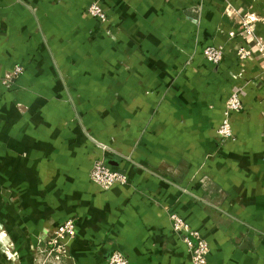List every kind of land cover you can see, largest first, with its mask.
<instances>
[{"label": "crops", "instance_id": "1", "mask_svg": "<svg viewBox=\"0 0 264 264\" xmlns=\"http://www.w3.org/2000/svg\"><path fill=\"white\" fill-rule=\"evenodd\" d=\"M30 1L42 7L39 14L24 6ZM51 3L0 0V76L18 63L26 68L9 88L0 83V228L17 251L0 255V264H41L48 234L67 218L77 220L78 231L61 264H108L114 250L131 264H192L173 232L172 213L205 238L206 264H264V64L255 46L264 40V0H102L122 37L118 47L107 43L106 52L126 48L137 57V72L116 83L118 110L135 126L94 128L118 156L134 149L133 159L105 154L128 181L106 193L87 174L101 153H93L71 118L83 107L88 119L92 105L83 102L102 98L110 82L98 78L104 87L97 94V78L71 66L81 47L46 43V36L64 34L62 22L67 31L92 26L53 6L55 20L44 9ZM245 15L256 18L254 38L242 34ZM205 44L223 46L218 65L205 61ZM242 46L253 53L245 62L236 56ZM237 84L248 112L232 115L237 137L224 155L213 139L220 111L212 105ZM204 160V171L195 173Z\"/></svg>", "mask_w": 264, "mask_h": 264}, {"label": "rangeland", "instance_id": "2", "mask_svg": "<svg viewBox=\"0 0 264 264\" xmlns=\"http://www.w3.org/2000/svg\"><path fill=\"white\" fill-rule=\"evenodd\" d=\"M54 4L51 3V5H44V9L47 10V12H51V15L55 18V20L58 19V13L53 15L54 12L51 11L52 7L60 8L63 14H70L73 22H76L77 20H84L87 23L89 22L92 26L89 28V26H85L86 28L82 29L83 27H80L79 25H76L75 31H67V28L63 25L64 22H60V28L61 32L64 33L61 36L54 37L53 36H46V43H58V44H66L71 47H77L80 48V56L76 57L71 63L72 68L75 67V70L77 71V74L85 75L86 77L94 76L99 78L100 81L109 80L110 85L108 86V90L104 93H102V88L104 87L101 82H94L90 83L93 88L96 89L97 94L102 93V98H91L90 100H85L83 103H87V106H90L87 110H89V116L88 119L85 120V112L83 107H81L76 115L71 118L72 120L78 121L81 131L83 133V136L85 137V142L88 145H91L90 148L93 150V153L96 151L101 153V155H95L94 158H92L91 161V167L88 170V178L90 184L95 186L97 190L100 193H106L111 190V188L115 185H123L121 183H114L110 187H105L104 185L100 184L101 178L104 177L105 169L107 168L109 170V173L114 175H125L126 182L124 184H127V176L124 171L118 169V166L113 165L110 161L108 162L106 160L105 154H114L115 156L111 157L112 160H120L123 157L133 159L135 158L133 151L123 157L118 156L116 154V151L110 147V144L106 143L104 139H101L99 137L98 130H95L94 128H101V123L105 124L106 127L103 128H109V125L111 128H124L126 131H130L136 123L135 118L133 117H126L123 116V114L118 110L119 107L118 101L120 98V89L117 88L116 83L118 82L117 79L121 78L122 80L125 79V82H128L129 77H131L135 72H137V68L134 65V63L137 61L136 55H134L131 51L129 52L126 48L125 51L121 54L115 53H108L106 52V47L110 46L118 47V43L121 42V30L117 24V21L114 17V15L106 10L105 7H103L102 0H87L86 3L81 2V0H50ZM27 5V6H26ZM25 7H28L31 13H38L42 7L39 5L33 4L31 1L26 2L24 4ZM100 9V11H98ZM39 14V13H38ZM103 14L106 17V20L103 22V20L100 18V15ZM39 16V15H38ZM102 16V15H101ZM103 17V16H102ZM48 22V20H47ZM77 24V23H76ZM42 24L39 21L36 27V30L40 32V30L43 31ZM24 33V32H23ZM26 33V32H25ZM18 35H22V32H18ZM28 35V33H26ZM37 32L33 31L32 33L29 32L28 36H34ZM56 41V42H55ZM44 43V42H43ZM108 43V44H107ZM135 69H134V68ZM26 70V68H25ZM24 70V71H25ZM23 71V73H24ZM22 73V74H23ZM64 76V77H63ZM72 77V73L70 71H66L65 74H62V78L69 79ZM3 79H5L3 77ZM121 80V82H122ZM1 81V79H0ZM241 87L240 84H237V87ZM238 87V88H239ZM5 88H9V85L6 84ZM72 89V87H71ZM236 87L232 90L235 91ZM149 90H146L144 94H148ZM240 93V91H239ZM241 99L243 98L242 94L240 93ZM72 98V97H71ZM243 100V99H242ZM86 105V104H85ZM159 103L154 108L153 112L151 113L150 118H147L146 122H143L141 128L142 132L136 141L135 150L139 151V145L142 141L143 135L148 133V128L150 124V120L154 119V115H156L159 111ZM241 109H243L242 113L243 115L246 114L248 111L246 110V107L241 105ZM86 110V109H85ZM241 112V111H240ZM236 113L233 112L232 115ZM232 119V116H231ZM70 121V120H69ZM107 124V125H106ZM232 124L234 125V121H232ZM237 137V136H236ZM235 137V139H236ZM241 138H238V140ZM85 144V143H84ZM221 154L228 155V152H222V150H219ZM209 156V155H208ZM208 156H206L208 158ZM205 158V159H207ZM206 166L205 160L201 162L199 165H197V169L195 173L204 171ZM94 178L97 180V182L94 180ZM195 183V182H194ZM193 182H190V186L188 190H194ZM191 187V188H190ZM228 197V196H227ZM227 197H224V199L227 200ZM230 199V198H229ZM230 201V200H229ZM231 200L230 202H232ZM178 215L177 213H173ZM180 216V215H179ZM185 221L190 224L186 219ZM173 229V228H172ZM174 234L175 231L173 230ZM178 235V234H176ZM7 237L6 232L4 229L0 228V255L12 254V256H17L16 247L12 243H5V240ZM36 261V260H35Z\"/></svg>", "mask_w": 264, "mask_h": 264}, {"label": "built area", "instance_id": "3", "mask_svg": "<svg viewBox=\"0 0 264 264\" xmlns=\"http://www.w3.org/2000/svg\"><path fill=\"white\" fill-rule=\"evenodd\" d=\"M98 11H100V9ZM101 15L100 18L104 22L107 16L103 14ZM255 22L256 18L253 15H245L240 21L242 34L249 36L252 35L254 38ZM233 34L234 33L231 32L230 36H233ZM255 46L264 64V40L260 38L256 39ZM252 54L253 53L250 49L245 50L243 46L236 51V56L243 62L247 61ZM203 56L208 63L218 65L224 58V48L221 44H205L203 47ZM24 70L25 66L23 64H15L11 70L0 76V83L9 85L10 82L19 77ZM3 77L5 79H3ZM235 87L236 90L231 91L228 96H224L221 102L219 100L217 104L212 105L213 109L217 106V110L220 111L217 116L218 127L215 130L216 132L213 139L223 147L222 150L224 152L228 153L232 150L230 147L234 146L233 143L236 137V132L234 131L231 119L232 113L243 111V109H241L242 99L240 97L243 87ZM94 180L97 182L95 178ZM100 180V184L105 187H111L112 184L116 182L124 184L126 182V177L125 175L111 174L106 168L104 177ZM171 220L173 230L183 239L191 253L192 264H206L209 254V245L205 238H203L198 230L192 228L183 217L172 213ZM77 231L78 224L75 218H67L63 220L61 224L53 228L48 234L47 247L39 251L42 255L41 264H61L62 260L69 255V246L72 240L75 239ZM34 260H37V255H35ZM108 264H131V262L123 252L120 250H114L108 258Z\"/></svg>", "mask_w": 264, "mask_h": 264}]
</instances>
